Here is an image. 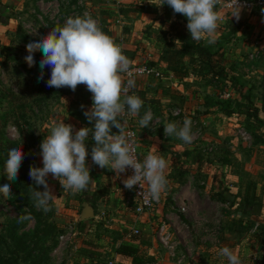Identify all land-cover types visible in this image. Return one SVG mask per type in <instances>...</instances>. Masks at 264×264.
<instances>
[{"label":"rangeland","instance_id":"374dc122","mask_svg":"<svg viewBox=\"0 0 264 264\" xmlns=\"http://www.w3.org/2000/svg\"><path fill=\"white\" fill-rule=\"evenodd\" d=\"M79 1L81 4H77ZM147 3L158 6L159 0H150V2L141 0L132 4L139 6ZM119 6L121 5H115L110 0H56V2L53 0H24L20 6H7L8 10L4 8L5 11L2 12L3 16L1 17L6 20L11 19L13 26L5 28V32L0 31L4 40L0 41V125L3 117L9 119L4 129L5 136L10 140L19 139V131L14 126L12 119L22 116L20 121L24 123V129L34 131L37 136L36 142L30 149L35 155L33 149L37 147L38 150H41L40 144L43 139L57 124H49V122L54 121V115L51 112L62 99L68 100V105L73 104L76 99H84L89 104L93 103L92 93L87 90L84 84L78 85L75 92L67 87L59 89L47 87L46 81L50 79L51 72L49 67L43 70L44 79L38 82L41 71L39 62L43 57L41 51L38 50L34 54L36 63L31 67L24 59L28 54L26 45L29 41L47 36L54 27L63 26L69 17L91 16L99 28L105 34L108 33L107 35L113 38L117 44L119 39L120 42H129L132 39L131 42L137 48L135 56L139 59L138 63L154 67L164 76L163 80L153 76H141L135 79L136 81L139 79V82L136 83L141 85L139 90L144 91L146 101L152 103L150 104L153 106L151 109L158 103L161 106L160 101L163 98H171V102L174 104L163 106L166 110V123H169L170 119H177L170 114L175 108L182 110L183 121L185 118H190L191 113L196 114L201 121L200 135L194 134L192 129L193 141L187 144L189 145L188 149L183 151L189 152L187 157H184V162H189V160L192 162V166H194L192 180L197 181L198 188L189 205L179 206V212L173 210L177 216H180L179 222L174 225L175 230L168 225V220L163 219L164 223L155 221L153 232L149 229H140L137 226L138 233L133 234L137 236H141L142 233L150 235L151 251H145L144 254L149 258L147 264H229L227 258L219 254L224 247L231 249L238 256L241 264H262L264 261L263 233L260 231L258 235L259 230L251 232L252 226H249L246 220L247 216L243 218L237 215L241 210L239 199L236 200L230 196L237 190L233 191L229 187L223 196L227 201L223 202L211 198V194L221 189L219 185L223 179L222 184L228 181L233 187L241 180L245 182L243 193L249 183H254V195L257 201H263L260 204L263 206L261 210L264 211V115L258 113L257 118H247L245 110L241 109L248 99H252L255 106L260 108L261 78L264 68L262 56L264 51V12L260 13L257 9H243L241 18L237 21L235 17H231L232 9L222 10L219 8L221 3L217 5L216 11L218 10L221 20L218 22L216 42L208 44L206 39L202 42L210 45L213 51H222L220 67L224 69V73L212 80L209 78L208 81L207 77H204L206 70H198L195 72L196 75L193 74L186 78L182 87L185 90L188 88L194 90V96L192 95L191 99L185 101L184 97L186 96L176 90L179 87L178 81L173 78L174 85H171L166 79L170 75L168 70L164 66H159L163 62H160L162 47L159 45L158 36L169 27L173 20L177 29L180 25L186 27L187 19L182 14H172L173 9L165 4L162 8L158 7L156 11H152V15H156L155 21L159 20V23L156 25L148 23L142 27L137 25L139 27L137 30L134 22L137 17L121 16L117 13ZM236 24L239 25V28L236 32H232V28ZM149 38L151 43L147 44ZM175 45L178 47V44ZM122 52L124 53V51ZM252 54H256L257 58L251 60ZM126 57L128 58L127 55ZM155 57H158L157 60ZM22 63L30 70V73L25 72L21 66ZM20 85L24 86V90L28 92L26 97L17 93L20 91ZM143 86L145 89H142ZM225 89L231 91V97L228 100L236 101L235 104H232L234 105L232 106L233 113L229 117L223 118L220 117L221 115H217L215 121L211 117V123L204 128L202 122L205 117L204 101L217 97L227 101L220 97V93ZM11 90L15 93V98L8 94ZM38 91L41 92L38 93ZM165 91L166 95L163 94ZM66 109L65 114L74 119L72 125L76 131L83 128V124H85V119L82 118L84 111L72 106H68ZM151 112L153 119H157L155 118V116L158 117L157 112L155 110H151ZM193 118L196 119V116L194 115ZM159 129L156 128L154 132H159ZM244 132H246L248 140H245L241 135ZM171 137L174 138H167V140L182 141L175 136ZM257 140L262 143L253 146L254 141ZM36 159L38 160V156ZM253 164L259 165L260 169L252 168ZM249 166L251 167L249 168ZM207 180L213 184L216 183V185L215 187L211 186V189L205 192L202 184ZM102 182L106 183V181ZM3 184L0 182V186ZM12 195L11 199L5 200L0 194V234L3 233L8 220L20 217L13 192ZM64 195V192H61L51 202L52 211L48 213L49 221L58 226V232L55 238L56 244L48 254L47 264H108L113 260L111 258H114V253L109 252L108 249L100 250V246L105 248L110 245L113 234L112 225L106 227L104 222L97 220L96 230L93 232L89 231V227L83 229V226L79 225V222L83 221L80 218L83 205L79 204L80 201H78L79 203L75 202L77 198L73 194L71 198L75 200L71 207L76 210L81 205L79 213L74 216L65 214L62 210L66 205L62 202ZM229 201L235 203L230 205ZM92 207L96 214L97 207ZM129 211L130 209L127 207L123 210L124 213ZM263 219L256 218L259 222L258 228H264ZM241 222L243 225H247V230H240V227H244ZM162 224L167 226L171 239L170 244H174V247L167 248L160 242L159 229ZM227 224L237 226V231L228 229ZM23 225L22 231H30L33 230L35 221L31 217L29 220L23 221ZM69 225L73 227L72 234L70 237L67 236L68 239H65L61 244L59 237L70 232V230H66ZM125 231H127L129 239L132 236L131 230ZM176 242L178 244H175ZM88 254H92V256L89 257Z\"/></svg>","mask_w":264,"mask_h":264},{"label":"clouds","instance_id":"9594fccd","mask_svg":"<svg viewBox=\"0 0 264 264\" xmlns=\"http://www.w3.org/2000/svg\"><path fill=\"white\" fill-rule=\"evenodd\" d=\"M220 3L221 0H159L157 7L162 8L166 4L174 13L182 14L188 21L186 27L191 40L199 42L206 39L208 44H214L221 20L216 11ZM229 7L232 9L231 17L239 21L243 10L240 0H232ZM261 11L264 12V9ZM38 50L43 54L39 62L38 82L44 79L43 70L49 67L51 72L50 79L46 81L47 87H67L75 92L78 85H86L92 93L93 103L84 115L89 123L94 122V127L76 131L72 125L59 122L51 128L50 134L40 144L43 167L31 166L29 170V177L37 188H44V191H39L30 187L34 206L44 213L51 210V202L56 197L47 183L49 174L72 194L87 190L89 184L95 182L86 167L89 153L85 142L90 133L95 141L91 149L95 165L102 169L111 168L117 174L133 169V175L123 180L125 188L132 190L136 185L142 188V184L147 183V195L151 200L159 201L168 185L165 175L167 162L162 156L152 153L142 163L138 162L133 144L125 133L126 121L121 122L124 115L138 116L143 106L140 97L129 95L136 88V80L131 68L133 62L123 54L122 47L105 34L91 16L85 15L69 17L63 26L54 27L47 36L29 41L26 45L28 54L24 58L29 67L35 65L34 54ZM138 71L142 73L144 70ZM125 76L128 77L126 81ZM152 119V112L146 111L139 119L140 127H149ZM191 126L192 121L188 118L180 127L176 122H169L164 125V134L190 144L193 141ZM113 127L119 130V134H112ZM23 159L21 148L8 151L4 165L8 182L0 186V194L5 200L13 196L11 182L18 178ZM30 218L29 215H20L18 221ZM219 254L226 257L229 264H241L238 256L228 247L222 248Z\"/></svg>","mask_w":264,"mask_h":264},{"label":"trees","instance_id":"16d2710c","mask_svg":"<svg viewBox=\"0 0 264 264\" xmlns=\"http://www.w3.org/2000/svg\"><path fill=\"white\" fill-rule=\"evenodd\" d=\"M157 9V5H150L147 3L144 5L140 4L138 6L131 3L119 6L117 13L121 16L132 15V17H136L138 14L156 11ZM171 13L175 14L174 11H171ZM174 18H176V15H174ZM234 27L232 28V32H236L239 25L236 24ZM158 39L160 40L159 45L162 47L160 57L161 61L167 64L168 74H171L179 84H184L185 82L183 81L186 78L191 77L193 74L196 75L195 72H198V70H206L204 71V77H207L208 81L209 78L212 80L213 78L220 77L221 74L224 73V69L220 67L222 51H213L211 46L202 42V40L199 42L191 40V35L187 28L180 25L179 29H177L175 27L174 20L170 22L169 27L165 29L160 36H158ZM175 44H178V47H176ZM262 56L264 67V51L262 52ZM21 66L25 69L26 73H30V70H28L23 63ZM261 85L262 93L260 108L255 106L252 99H248L247 103L241 107V109L243 108L245 110L247 118H257L258 113H262L264 115V68ZM19 88L20 91L17 93L22 97H26L28 92L24 90L25 87L20 85ZM231 90L233 89L231 88ZM40 92L41 91H38V93ZM8 94L14 98L16 96L12 90L9 91ZM131 94L137 95L143 101L140 114L137 116V118H142L147 111V108L152 103L146 101L144 91L133 89L129 92V95ZM163 94L166 95V91L163 92ZM232 100L223 101L218 99V97L207 99L203 104L205 109L204 114L213 117L214 121L216 120L215 118L217 115H221L220 117L222 118L229 117L234 110L232 107L234 105L232 104L236 103V101H233L234 103L231 102ZM82 118L85 119L84 128L94 127V122L89 123L84 114L82 115ZM21 119L22 116H17L12 119L14 120V126H16L19 131V139L10 140L5 136L4 132L9 119L4 117L2 118V123L0 125V182H8L6 175H4V165L7 159L8 151L11 148H21L24 153V159L19 169L18 178L11 182V192L14 193V197L17 202L16 209L18 210L19 215H30L35 221V226L33 230L22 231L24 227L23 222H19L18 219L8 220L5 228L3 229V233L0 234V264H47L49 261L48 254L56 244L55 238L57 236L58 226L49 221V212L44 213L42 210H38L30 198V187L36 188V190L39 191H44V188L43 186H39L37 188L35 182L29 177V170L31 166L40 168L35 155L30 151L31 146L34 145L37 140V136L34 131L24 129V123L20 121ZM112 134H119V130L113 127ZM260 143H262V141H254L253 146L259 145ZM85 144L89 153L87 157H90L91 149L95 145V141L92 138L91 133L89 134ZM188 154L189 152L185 151L183 153V157H187ZM254 185V183H249L248 187L246 186L245 193L243 194L238 191L235 194L230 195L236 200L239 199L241 214H243V216H247L246 220L250 227L251 225L253 226L255 220L253 216L258 217L260 215V210L263 208L254 195ZM219 186L221 189L211 194V198H216L221 202L227 201L223 196L224 192L228 190V187H223L222 185ZM82 192L84 200L87 201L89 205L94 206L91 202L92 200L88 197L90 193L89 186L87 190ZM83 198H81V200ZM77 199L79 200V197ZM229 203L232 205V203L234 204L235 202L233 201L231 203L229 201ZM50 211H52V203ZM84 223V221L79 222V225H82L83 229L85 226ZM241 225H243L242 222ZM243 226L244 227H240V230H247V225ZM234 227L237 231V226ZM131 238L136 242L141 239V236L132 235ZM114 252L121 256L130 258L132 260V264H147L149 262V258L133 244L124 243L118 245L115 247ZM88 256L91 257L92 254H88Z\"/></svg>","mask_w":264,"mask_h":264},{"label":"crops","instance_id":"0c3cea01","mask_svg":"<svg viewBox=\"0 0 264 264\" xmlns=\"http://www.w3.org/2000/svg\"><path fill=\"white\" fill-rule=\"evenodd\" d=\"M23 1L24 0H0V31L1 30L4 31L6 30L5 28H8V27L9 28L13 27L11 25V19L6 20V19H3L4 17H1L3 16L2 12L5 11L4 8L8 10L7 6H14V5L20 6L22 5ZM145 2H150V0H145ZM138 15L136 16L137 19H135L134 21L136 25L135 27L137 30H139V27H137V25H141L142 27V26L147 25L148 23L149 24L154 23V25L159 23V20L155 21L154 18L156 17V15H152V11L148 13H141ZM1 40H3V35L1 36L0 34V41ZM131 41L132 39L129 42L127 41L120 42V39H119L118 44L122 47V51H124V53L126 52L125 54L128 56L130 61H132L133 63H138L139 59L135 56V53H137L136 51L137 48H136V45H133ZM150 43L151 42L149 40L147 44H150ZM157 58L155 57V60H157ZM159 66H164L167 69L166 63H162ZM136 82H139V79ZM171 85H174V84L172 83ZM182 86L183 85L179 84V87H177L176 90L178 93L184 94L186 97H188V98L184 97V100L187 101L189 98L191 99L194 96L193 95L194 90L189 89L188 87H186L188 89L185 90ZM166 87L168 88L167 85ZM140 88H141V85L136 83L135 89L139 90ZM142 89H145V86H143ZM171 101H172L171 98H163L160 101V103L162 104L161 106L158 105L159 104L158 103L154 105L156 107H154L153 109H151V107L153 106L147 109V111L155 110L157 112L156 114H158L157 116L159 118L154 115L155 118H157V119H154V122L156 125L155 127L152 126L153 122L150 121L149 127L141 128L139 125L140 118H137V116H131V125L135 129L137 138H138V152H139V158L141 162H143V160L149 153L162 156L167 162V169H166L165 175L168 180V185H167L166 191L161 194L160 203L156 207H154L152 210L148 211L147 213L141 216L135 215L131 207H127L124 205L123 180H125L126 178L122 176L121 173L117 174L116 172L112 171L111 168L102 169L98 165H95L92 162L91 156L86 158V167H88L89 169L91 179L95 181L93 183H90L89 185L90 193L88 197L90 200H92L91 202L93 203V205L97 207V213L95 214L93 207L89 205L90 208L92 209L93 216L90 217L86 221L83 220L85 222L84 229L89 227L90 232H93L94 230H96L95 223H97V220H101L102 222H104L106 224L105 225L106 227L112 225L111 227L113 230L112 231L113 234L111 235L112 241L110 245L106 246L105 248L100 246V250L108 249L109 252L114 253L113 254L114 258H111L113 259L111 260L113 261V264H115V262L116 263L118 262V264H132V260L130 258L121 256L114 252L115 247L118 245H121L124 243L133 244L144 254H145V251H151L150 245H149L150 235H145V233H142L141 239L135 242L134 240H132L131 238L132 236H130L128 239L127 231L125 230H128V229L131 230L130 232L133 235L134 233L132 232L138 226V228L140 229H149V230H152L153 232V228L155 227V221H158V223L160 222L164 223L162 221L163 219L168 220L169 222L168 225L171 226L173 230H175L174 225H176L179 222L180 216H177L173 210H176L177 212H179V206L189 205L191 202V198H193L194 194L196 193L195 190H197L198 188L197 181L192 180L193 168H194V166H192V162L190 160L189 162L187 161L184 162V157H183L184 152L183 151L185 149H188L189 145L185 144L183 141H174L172 139L169 140L170 138H174V137H171V136L166 137L164 134V125H166L167 123L165 121L166 120V110H164L163 106L174 104ZM184 103H182L183 106H184ZM68 104H69L68 100L62 99L61 102H59V104H57L56 107H54L53 111L51 112L52 115H54L53 116L54 121L49 122V124L64 122L65 124L72 125L74 122V119L65 114L67 110L66 108L68 106H72V107L77 108L78 110H83V111H87L91 109L92 107V104H89L84 99H80V100L76 99L73 104H70V105ZM82 105L84 106L83 109L81 108ZM168 110H170V108H168ZM194 115L196 116V120L198 121V123H201L198 116L194 113H191V116L188 119L191 120ZM51 117L50 119H52ZM170 120H171L170 122H176L178 127L182 126L183 120L181 121V124L178 123L179 119H175V120L170 119ZM211 121H212L211 116L210 115L208 116L205 114L204 121H202L204 124V128L206 127L207 124H210ZM72 126L74 130H76L74 125ZM83 128H84V124H83ZM156 128H160L161 130L159 129V132H154ZM167 138L169 139L167 140ZM33 151L34 153H36L35 154L36 157L38 156L37 161L39 163L40 168H42L43 167L42 156L40 155L41 150H38V148L35 147ZM250 167L251 166H249V168ZM252 168L260 169L259 165L255 166V164H253ZM46 179H47V183L49 185V188L51 189L52 194L56 198L59 196L61 192H64L65 195L62 196V202L66 203V205L63 206L62 210H64L65 214L74 216V214L79 213V207L81 205H83L84 207L85 204H88L87 201H85L83 198L82 191L74 194L76 198L79 197V200L83 198L82 199L83 201L81 200L80 201L81 203H79L78 199L75 200L71 198V196H73L71 191H65L62 185L60 184L59 180L53 178L51 174H49ZM101 181H106L107 185L106 183L104 184V182L101 183ZM221 182L223 183L224 179L221 180ZM222 183L221 185L223 187H228V188L231 187L233 191L237 190V192L239 191L242 194L244 192L243 190L245 188V182H243L242 180L236 183L234 187L232 186V184H229L228 181L227 183L225 182V184H222ZM202 185H203L202 187L204 191L208 192L209 189H211V186L214 185L213 187H215L216 183L213 184V182H210L207 180L206 182H203ZM73 200L81 204L76 210L71 207ZM262 202L259 201V203H262ZM125 207L130 209V211L127 213L126 212L124 213L123 210H125ZM263 212L264 211L261 210L260 215L258 217L253 216L255 220H254L253 226L251 225L252 226L251 232L259 230L257 232L258 235L260 234V231H261V233H263V236H264V228L263 229H261L262 227L258 228L259 222H257L256 220V218L258 220L264 218ZM237 215L243 218L246 217V216H243V214H241V210H239V213ZM161 226H163L164 230L168 232L167 226H165L164 224H162ZM227 227L228 229L236 231V228L231 224H227ZM138 228L136 230H138ZM177 229L179 231V226L177 227ZM178 231H177V234H178ZM175 244H178V243L176 242Z\"/></svg>","mask_w":264,"mask_h":264},{"label":"built area","instance_id":"2783aa9c","mask_svg":"<svg viewBox=\"0 0 264 264\" xmlns=\"http://www.w3.org/2000/svg\"><path fill=\"white\" fill-rule=\"evenodd\" d=\"M56 2V0H53ZM115 5H122V4H129V3H135L137 1L141 0H110ZM232 0H224L221 2V6H219L222 10H228L231 9L229 5L231 4ZM240 3L243 5V9H257L262 13V9H264V0H254V1H247V0H240ZM77 4H81V2H77ZM125 55V53H123ZM126 56V55H125ZM256 54L251 55V60L256 59ZM131 68L133 70V77L136 79L141 76H153L156 79L163 80L165 79L164 76L160 73L159 70H157L154 67H150L146 64H139V63H132ZM143 69L144 71L141 73L138 70ZM127 76L124 77L125 81L127 80ZM173 76L169 75L168 78H166L170 84L174 83ZM220 97L224 100H228L231 97V91L229 89H225L222 93H220ZM171 115L177 119H179V122L181 124L182 121V110L180 108H175L173 111L170 112ZM126 121L125 126V133L128 135L129 140L132 142L133 147L135 149L134 155L138 162H141L139 158V152H138V138L135 129L131 125V115H124L122 117V123ZM192 126L191 128L194 130V134L200 135L201 133V127L200 123L196 119H191ZM152 126L155 127L154 119H152ZM199 126V127H198ZM245 140H248V136L246 135V132L241 134ZM142 163V162H141ZM134 170L131 168H128L125 173H121L122 176H124L126 179L133 175ZM140 193H142L140 195ZM148 193V185L147 183L142 184V188L139 185L134 186L132 190H129L125 188L124 186V205L127 207H131L133 209V212L137 216H141L148 211L152 210L154 207H156L159 203V201L151 200V198L147 195ZM70 232H66V234L59 237V241H61V244L64 242L65 239H68L70 237V234H72L73 227L69 225L68 229ZM134 234H137L138 231L135 229L133 231ZM159 236H160V242L163 244V246L167 248H171L173 245L170 244V234L164 230V227L161 226L159 229ZM174 247V246H173ZM108 264H113V261H110ZM264 264V261L263 263Z\"/></svg>","mask_w":264,"mask_h":264},{"label":"water","instance_id":"95a60500","mask_svg":"<svg viewBox=\"0 0 264 264\" xmlns=\"http://www.w3.org/2000/svg\"><path fill=\"white\" fill-rule=\"evenodd\" d=\"M93 216L92 209L90 208L89 204H85L82 212H81V220H88L90 217Z\"/></svg>","mask_w":264,"mask_h":264}]
</instances>
